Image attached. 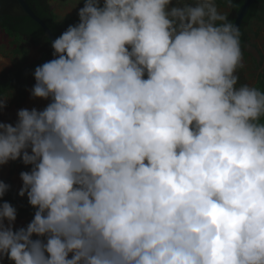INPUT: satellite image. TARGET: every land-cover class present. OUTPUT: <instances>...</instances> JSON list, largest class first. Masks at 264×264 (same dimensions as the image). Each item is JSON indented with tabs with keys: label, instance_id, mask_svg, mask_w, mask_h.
Here are the masks:
<instances>
[{
	"label": "clouds",
	"instance_id": "clouds-1",
	"mask_svg": "<svg viewBox=\"0 0 264 264\" xmlns=\"http://www.w3.org/2000/svg\"><path fill=\"white\" fill-rule=\"evenodd\" d=\"M77 15L33 73L51 102L0 124V165L32 166L18 194L37 209L14 232L0 205V258L264 264V91L238 86L240 28L214 0H86Z\"/></svg>",
	"mask_w": 264,
	"mask_h": 264
},
{
	"label": "trees",
	"instance_id": "trees-1",
	"mask_svg": "<svg viewBox=\"0 0 264 264\" xmlns=\"http://www.w3.org/2000/svg\"><path fill=\"white\" fill-rule=\"evenodd\" d=\"M25 2L28 4L33 14L45 24L55 38H58L68 28L57 22L56 16L52 12L48 3L49 0H25ZM263 4L264 0H256V2L249 7L246 16L243 18V23L240 26V31L242 33L241 48L243 54L249 43L247 27H249L250 22L254 18H257L259 9H262V6H264ZM218 5L226 8L229 13H233L237 12L241 7L242 0H219ZM229 13L227 15L228 19L233 21L232 14L229 15ZM0 31L11 40L10 45L13 48L11 52L14 58L11 60V67L0 74V104H3V107H0V110H2L7 106V104L2 102V99L4 98L14 99L12 100V103L16 106L24 101L25 91L22 88V85L31 79L34 80V70L42 61L44 62L46 59H53L54 56L51 44L43 36L40 27L28 18L1 17ZM25 46L37 48L38 51L42 53L43 58L39 61L27 64V50L25 49ZM15 56L18 57L17 60ZM258 75L260 76L257 78L254 87L264 91V70L258 73ZM10 165L12 169L18 167L17 175L19 176L21 172L31 171L32 167L31 165H24L20 159L10 161ZM4 202H8L16 209V218L26 217L28 218L29 223L34 218L37 209L28 204L26 194L24 197H21L9 186L8 191L0 197V205ZM32 239H37V237L33 236ZM40 239L46 241V238L41 237ZM0 264H13V262L0 259Z\"/></svg>",
	"mask_w": 264,
	"mask_h": 264
},
{
	"label": "rangeland",
	"instance_id": "rangeland-1",
	"mask_svg": "<svg viewBox=\"0 0 264 264\" xmlns=\"http://www.w3.org/2000/svg\"><path fill=\"white\" fill-rule=\"evenodd\" d=\"M218 1L219 0H214L218 11L227 16L229 11L226 8L220 7ZM85 2L86 0H49L48 3L56 16L57 22L64 27H69L79 22L77 13ZM99 2L102 6L103 0H99ZM175 2L176 0H173V3ZM181 2H185V0H181ZM187 2H195V0H187ZM262 9H259L257 18H254L250 22L249 27H247L249 43L243 54V67L237 70V75L239 76L238 86L240 84L254 86L257 78L260 76L258 73L264 70V6H262ZM10 41L11 40L0 31V72L8 70L11 67V60L14 59L11 52L13 48L10 45ZM25 49L27 50V64L39 61L43 58L42 53H40L37 48L25 46ZM15 58L16 60L18 59L17 56H15ZM50 60L51 59H46L44 62L42 61L39 66ZM34 84L35 81L31 79L22 85L25 91V99L17 106L12 103L14 99H2V102L7 104V106L0 110V124H11L14 126L17 122V113L19 110H32L35 108L37 111H41L51 102V98L38 99L32 97L31 91ZM17 170L18 167L12 169L10 161L7 164L0 165V182L10 186L14 192L19 193L22 187V181L20 180V176L17 175ZM3 224L7 226L8 222L3 221ZM28 224V218H16L12 224V229L13 231H17L21 228H26ZM69 258H71V254ZM0 259L8 260L6 256Z\"/></svg>",
	"mask_w": 264,
	"mask_h": 264
},
{
	"label": "water",
	"instance_id": "water-1",
	"mask_svg": "<svg viewBox=\"0 0 264 264\" xmlns=\"http://www.w3.org/2000/svg\"><path fill=\"white\" fill-rule=\"evenodd\" d=\"M255 2L256 0H242V5L238 11L232 13L233 22L237 27L240 28L249 7ZM1 17L28 18L40 27L43 36L50 44L56 39L45 24L33 14L25 0H0V18Z\"/></svg>",
	"mask_w": 264,
	"mask_h": 264
},
{
	"label": "flooded vegetation",
	"instance_id": "flooded-vegetation-1",
	"mask_svg": "<svg viewBox=\"0 0 264 264\" xmlns=\"http://www.w3.org/2000/svg\"><path fill=\"white\" fill-rule=\"evenodd\" d=\"M232 13H229V15H231ZM3 72V71H2ZM0 74H1V72H0Z\"/></svg>",
	"mask_w": 264,
	"mask_h": 264
}]
</instances>
